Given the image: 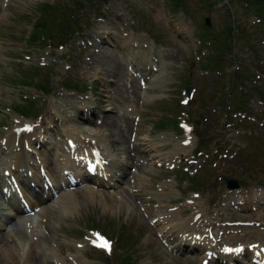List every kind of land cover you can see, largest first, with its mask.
I'll return each instance as SVG.
<instances>
[{"label":"rangeland","instance_id":"obj_1","mask_svg":"<svg viewBox=\"0 0 264 264\" xmlns=\"http://www.w3.org/2000/svg\"><path fill=\"white\" fill-rule=\"evenodd\" d=\"M212 1L0 0V142L25 122L42 128L52 142L48 151L47 139L32 144L28 161L49 179L42 176L38 199L56 204L49 210L51 221L37 201L29 203L27 216L13 211L2 218L0 264H202L205 250L178 251L176 232L168 246L162 240L155 220L158 212L171 217V211H162L167 209H181L183 219L198 210L191 224H201L206 215L210 233H199L203 239L218 232L220 238L250 240L264 235V12L247 0ZM46 2L61 10L64 29L78 14L84 15L83 28L75 30L74 24L60 39L55 26L49 28L52 38L37 39L42 14L57 18L56 25L61 17L53 9L44 13ZM207 16L215 32L210 38L202 35ZM228 33L231 41L224 39ZM142 38L143 46L150 45L143 50L156 57L154 67L162 71L160 79L149 73L146 86L127 68V53L136 55ZM187 84L191 98L183 103ZM77 108L91 117L90 129L75 124ZM76 128L94 134L88 137L96 145L124 160L123 177L115 186L65 184L57 196L46 198L58 175L52 177L37 154L48 152L56 174L57 155L67 153L61 138ZM136 138L140 151L133 146ZM160 154L166 160L156 161ZM227 177L238 179V193L255 205L234 209L237 192L228 188ZM42 221L46 226H39ZM97 233L112 241L111 252L91 247Z\"/></svg>","mask_w":264,"mask_h":264},{"label":"bare ground","instance_id":"obj_2","mask_svg":"<svg viewBox=\"0 0 264 264\" xmlns=\"http://www.w3.org/2000/svg\"><path fill=\"white\" fill-rule=\"evenodd\" d=\"M3 17H5V15H2V18ZM4 20H5V18H4ZM181 27L186 29L184 26H181ZM143 41L147 42V39L142 38L139 42H137V40H135V39L133 40V42H135V43L137 42V45H139V48H140L139 52H140V56L142 57L141 61L138 59L137 54L136 55L132 54L130 56H129V54L127 55L128 60L130 61L129 69H131L130 71L132 72V74L135 75L139 79H142L144 76H146L147 74L150 73L149 70L154 68V65H155L154 59L156 58L155 56H153V54L151 52L143 50L144 47L147 48L149 45V44H147V45L143 46V44H144ZM128 42L130 43V41H128ZM151 45H153V44H151ZM152 48H153V46H151L150 49H152ZM124 49H127L126 45L124 46ZM98 57H99V55H98ZM132 64H134V66ZM161 72L162 71L159 70L157 72H151V73L153 74L154 77H156V78L159 77V79H160L161 78L160 77ZM78 113L80 116V120L77 123L83 125L85 127L84 128L85 130L87 128L90 129V127L86 126L90 121L89 116L86 117L87 116L86 112H83L81 114L79 109H78ZM24 126H27L28 129H21V127H24ZM37 130L38 129H36L34 126H31V122L28 121V122H25V124L23 126H17L13 131H10L6 135V138H3V140H1V142H0V192H1V194H0V211H1L0 212V222L3 221L2 218L10 217L9 216L10 213L19 208V206H20L19 200H21V201L25 200L28 203V205H29V203L31 204V202L40 201L39 199L37 200L35 198V196L33 195L32 192H29L28 196L22 195L23 194L22 189L24 187L23 185H25L27 183V181L30 182L31 179H28L27 181L26 180L23 181V179H21L22 173L20 171V168H22V162L24 160L27 162V159L29 157V153H28L29 147H31V145L34 144L33 142L36 141V140H33V138L37 137V135H38V137H43L42 131H39V133H40V135H39ZM74 130L71 131V134H69V136L66 139H64V141H63L64 144L68 148L70 147L72 149L71 153L70 154L64 153V154L58 155L57 169H58L59 175L56 177V180H57L56 186H58V183L61 181L62 178H64V176H63L64 170L73 168V165L78 167L76 170L73 171V173H75L77 175L78 179H82V180H84V182H90V183H95V184H105L106 183V184H110V185L113 184V186H115L118 183V181L120 180L119 177L120 178L123 177V175L120 176L121 173L126 169V163L124 162V160L120 159L114 153H112V154L107 153L105 148L103 147V145L101 143H99V145H96L95 143L89 144V142H87V141L91 140V138H89L88 136L96 138V136L94 134L93 135H90V134L85 135V133L81 129L79 130L76 128V130L75 131ZM87 139H89V140H87ZM45 141H46V138L43 137L42 143H44ZM189 145H188V147H189ZM133 146L135 147L136 151L137 150L140 151V149L142 147L140 144H138L137 138H136V141H135ZM154 146H156V145H154ZM101 149L103 150V152H101ZM179 149H181V148H179ZM154 150H155V148H153V151ZM45 151H48L47 148L45 149ZM45 151H39V153L37 155H39V158L42 159L41 161L49 169L48 152L45 153ZM23 153L26 155L27 159L25 158ZM82 154H84L85 156L81 158L80 156ZM101 154H103V157L101 156ZM2 155L4 157L1 158ZM154 157H156V156H154ZM154 157H152V159ZM162 159H165V156L163 154H160V158L156 161H162ZM94 160H96V161L98 160L99 164H96L94 162ZM81 161H85L86 163L90 162L91 166L94 168V172H96V173L93 174V173H88L87 170L85 171L82 167H80ZM109 162H111V163L109 164ZM14 166L17 169L16 175L12 173V168ZM28 168L31 169L30 170L31 175L34 174L32 179H34L36 184L41 185L42 184L41 178L43 176V171H41V172L38 171L39 168H37L35 166V164H33V163L32 164L30 163V166ZM49 171H50V169H49ZM4 172H6V175ZM135 175H136V177H139L137 174H135ZM7 177L9 179H4ZM73 178L74 177H71L70 180H72ZM11 180H14L13 184L16 187H13L11 185V183H10ZM138 180H140V179H138ZM3 184H5L4 188H3ZM2 188H3V190L4 189L7 190V193H9L11 195L13 194V197H11V198H13V201L18 208H14L11 204L6 203V200L1 196L2 195ZM19 190H20L21 194H20ZM48 190H49L48 194H50L51 191H50V189H48ZM234 192H237V194L232 199L231 204H237V205L241 204L242 207L244 205H255L253 202L246 200L245 196L246 197H249V196H247L245 194H244V196L243 195L241 196V194L238 193L237 189ZM7 193L5 192L4 195H7ZM86 194H87V192H86ZM256 194L257 193H254V195H250V196H255ZM19 196H20V198H19ZM68 197H70V195H68ZM72 197H73V195L70 197V199ZM62 198H60V199L62 200ZM257 198H258V196L256 197V199ZM260 199H262V198H259L258 200H260ZM61 200L59 201L60 203L58 202V200L56 201L58 204L57 209L58 208L61 209V205H62ZM73 200H74V197H73ZM69 202H68V205H69ZM70 203L73 205L72 201ZM2 205H7L9 207V210L7 211L6 208L2 207ZM34 205H36V204L33 203V206ZM42 205H44V204H42ZM74 205L76 206L77 203H75ZM74 205H73V207H74ZM185 205H189V203H186ZM55 208H56V204L54 206H52V205L47 206V204H46V206L44 205L42 208V211H45L47 215H44L43 218L46 216L47 219L51 221L52 213L49 212V210L52 209L50 211H53ZM20 209L23 211V213L28 212V209L23 210L22 207H20ZM179 210L180 211H176V212H173V210H168V209L162 210L163 212L171 211V214H172L171 217H166L165 214L162 212H158L156 214V216L158 217V223L157 224L160 225V228H159L160 232H162V234L164 235V238H166V240L173 233H175V232L177 233L178 242L175 244L174 247L178 251H190V250H195V249L212 250V254L214 255L213 256L214 259L223 257L222 259H227L230 262H234V264H243V263H245V264H256L254 261L255 258H259V259L264 258V242L262 240H260L261 242H258L260 237L264 238V235H259L256 239L250 240L249 238L244 239L243 237H230V236H224V237L220 238L221 234H219V232H218V234H215V237L208 236L207 239H203L199 233H204V232L210 233L209 229L205 230L206 229L205 227L208 224H210L207 216L205 215L204 217L201 218V221H202L201 224H198L197 222L195 224H191L194 221L195 215H197L199 213L198 210L195 209L193 215H191L190 217H186L185 219L182 218L183 216H181V217L179 216V212H180V214L182 213L181 209H179ZM42 211L40 214L41 217H42ZM56 213H58V212H56ZM66 215H68V214H66ZM46 222L42 221L39 226L40 227L46 226ZM193 232H196V233L193 234ZM236 240H241V242H238V243L234 242ZM248 242H249V244L247 246L252 244V246L250 247L251 253L249 250H246L247 253L245 256H243L244 250L241 252L242 254L239 253V255L237 257L238 259H236V257H234L236 254H238V252H228L227 251L228 248L234 249L235 247H237L239 245H243V244L248 243ZM250 242H253V243H250ZM235 243H237V244H235ZM22 244H23V242H22ZM31 246H33V244H31ZM213 246H214V248H213ZM29 248H30V246H29ZM33 248H35V247H33ZM33 248H30L29 251H31V249H33ZM33 252H29V255H33ZM204 252H203V254H205V257L209 258V256L206 255V253H204ZM246 257H250V258H246ZM250 260H252V261H250ZM257 261L260 264L262 262L259 260H257Z\"/></svg>","mask_w":264,"mask_h":264},{"label":"trees","instance_id":"obj_3","mask_svg":"<svg viewBox=\"0 0 264 264\" xmlns=\"http://www.w3.org/2000/svg\"><path fill=\"white\" fill-rule=\"evenodd\" d=\"M206 1H208V0H206ZM247 3H250V4L252 3L254 5H257V7H258L257 11L258 12H261V13L264 12V0H247ZM173 7H175V6H173ZM42 9H43V12L44 13H47L48 10H50V9H53V13L55 15L58 14V13H61V10L60 9H56L52 4H49V3L44 4L43 7H42ZM62 16H63V14L61 13V17L59 19V23H58V25H56V22H57L56 19L57 18H55V17H46L45 15L42 14L41 15V22H40V24L42 25L43 28H42V32L40 34H38L37 39L40 36H44L42 34H46L48 38H52L54 35H53L52 30H50L49 28L55 27V26H57V28H59V30H60V39L65 38L63 36L65 32H69V33L72 32V30L74 28V24H75V30H80V29L83 28V23H81V20H82V18L84 16L83 14L82 15H80V14L75 15L74 16V18H75L74 21H76V23H72V24L71 23H68V25L66 26V29H64V24H66V23H63V21L65 20V18L62 17ZM67 17H69V16L67 15ZM38 27H39V25L37 24L35 28L38 30ZM227 29H228V32H229V27ZM204 35L206 37L210 38L213 35H215V32H213V29L212 28L206 27V31H205ZM224 39L226 41H231L230 40V33H228V36H226ZM240 106H242L243 108H245L246 107V102L242 103ZM190 188H192V186Z\"/></svg>","mask_w":264,"mask_h":264},{"label":"snow or ice","instance_id":"obj_4","mask_svg":"<svg viewBox=\"0 0 264 264\" xmlns=\"http://www.w3.org/2000/svg\"><path fill=\"white\" fill-rule=\"evenodd\" d=\"M97 240H94L93 243L96 244L97 247L103 248L109 252H111L112 245L111 242L100 236L98 233L96 234Z\"/></svg>","mask_w":264,"mask_h":264},{"label":"water","instance_id":"obj_5","mask_svg":"<svg viewBox=\"0 0 264 264\" xmlns=\"http://www.w3.org/2000/svg\"><path fill=\"white\" fill-rule=\"evenodd\" d=\"M207 22H208V24H210L209 18H207ZM189 89L190 88L188 87V90ZM226 181H227V184H228L229 188H237V187L240 186L239 181L237 179H235V178H226Z\"/></svg>","mask_w":264,"mask_h":264}]
</instances>
